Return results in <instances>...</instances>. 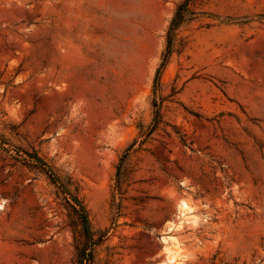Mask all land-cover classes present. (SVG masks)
<instances>
[{
    "label": "rangeland",
    "instance_id": "374dc122",
    "mask_svg": "<svg viewBox=\"0 0 264 264\" xmlns=\"http://www.w3.org/2000/svg\"><path fill=\"white\" fill-rule=\"evenodd\" d=\"M183 2L0 0V264H264V0Z\"/></svg>",
    "mask_w": 264,
    "mask_h": 264
},
{
    "label": "bare ground",
    "instance_id": "6f19581e",
    "mask_svg": "<svg viewBox=\"0 0 264 264\" xmlns=\"http://www.w3.org/2000/svg\"><path fill=\"white\" fill-rule=\"evenodd\" d=\"M185 203L183 201H180L178 204L179 205V216H178L179 219L182 222H188V221L195 222L196 217L192 218L190 216L191 218H189V214H190L191 209ZM168 239L171 241V239H173V238L172 237H165V238H163V242L168 243V241H169ZM163 250L167 252V256H166L165 262L162 264H178L183 259V256L178 251L167 250L166 244H165V247L163 248Z\"/></svg>",
    "mask_w": 264,
    "mask_h": 264
},
{
    "label": "trees",
    "instance_id": "16d2710c",
    "mask_svg": "<svg viewBox=\"0 0 264 264\" xmlns=\"http://www.w3.org/2000/svg\"><path fill=\"white\" fill-rule=\"evenodd\" d=\"M189 1H191V0H184V2L177 8L175 16L173 17V19L171 21L170 27H177L179 24L182 23V16H183V13H184L183 8L189 3ZM36 160L38 162L44 164L43 161L41 159L37 158V157H36ZM76 202L79 203L77 200H76ZM84 225H85L86 234L88 235V225H87L86 217H84Z\"/></svg>",
    "mask_w": 264,
    "mask_h": 264
}]
</instances>
